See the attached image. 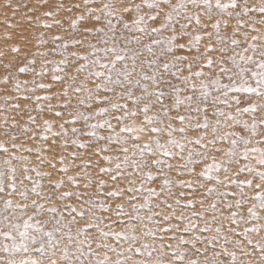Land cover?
Returning <instances> with one entry per match:
<instances>
[{
    "label": "snow or ice",
    "instance_id": "1",
    "mask_svg": "<svg viewBox=\"0 0 264 264\" xmlns=\"http://www.w3.org/2000/svg\"><path fill=\"white\" fill-rule=\"evenodd\" d=\"M0 10V264H264V0Z\"/></svg>",
    "mask_w": 264,
    "mask_h": 264
},
{
    "label": "rangeland",
    "instance_id": "2",
    "mask_svg": "<svg viewBox=\"0 0 264 264\" xmlns=\"http://www.w3.org/2000/svg\"><path fill=\"white\" fill-rule=\"evenodd\" d=\"M55 3H59L60 0H54ZM65 2V6L66 7H71L72 4L77 3L78 0H64ZM25 3H30V4H35L37 3V0H25ZM51 7V5H50ZM47 9H41V11H44ZM68 13L64 12L61 14L62 19L67 20L68 18ZM73 17L75 14H72ZM9 16H11V13L9 12ZM4 19V16L2 14V10H0V21H2ZM12 23L16 24L18 23V20H13ZM67 26V25H66ZM33 29L29 27V25L27 24V21H19V26L16 29H8L3 25H0V51L4 50L5 47V40H4V36L5 33H7L8 35H11L13 37V42H18L19 38L21 36V34L23 35H28L30 40H31V45H29V51H33L35 50L34 47H32L35 44V37L34 35H32L33 33ZM12 42H9V44ZM9 58H11V56H9Z\"/></svg>",
    "mask_w": 264,
    "mask_h": 264
}]
</instances>
